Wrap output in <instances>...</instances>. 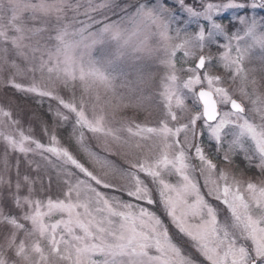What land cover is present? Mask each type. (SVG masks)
Masks as SVG:
<instances>
[{
    "label": "snow or ice",
    "instance_id": "snow-or-ice-1",
    "mask_svg": "<svg viewBox=\"0 0 264 264\" xmlns=\"http://www.w3.org/2000/svg\"><path fill=\"white\" fill-rule=\"evenodd\" d=\"M112 7L113 0H0V90L56 100L74 114L83 151L105 170L94 174L58 146L54 133L47 146L26 135L12 111L0 106V129H12L0 131L8 148L51 153L87 177L73 180L67 172L62 198L41 200L32 195L33 181L25 176L28 195L22 196L19 180L11 191L6 151L0 173V264H197L164 221L143 206L156 203L157 195L206 264H264V57L259 68L248 66L252 50H264V17L238 16L241 27L231 34L216 19L232 9H264V0H141L134 13L122 18L130 29L122 21L107 22L106 14L104 19L91 15ZM81 15L87 19H78ZM192 22L198 26L194 33L187 29ZM96 24L102 26L92 31ZM220 37L227 43L214 65L210 46L220 47ZM109 38L120 44L115 59H97L94 49ZM159 53L166 70L160 93L164 115L149 127L123 113L149 112L143 89L150 78L137 70L135 81L120 85L127 93H118L116 81L125 74H115L114 65L125 56ZM177 53H182L180 66ZM77 82L82 86L79 98ZM61 87L71 92L68 99L60 95ZM55 115L62 121L70 118L59 108ZM84 129L128 167L88 148ZM205 130L223 152V166L206 153L201 139ZM43 131L48 134L46 126ZM228 136L232 139L224 149ZM237 156L253 170L252 176L236 171ZM198 177L207 197L224 205L227 215L221 217V209L206 198ZM5 187L22 215L6 207Z\"/></svg>",
    "mask_w": 264,
    "mask_h": 264
},
{
    "label": "rangeland",
    "instance_id": "rangeland-1",
    "mask_svg": "<svg viewBox=\"0 0 264 264\" xmlns=\"http://www.w3.org/2000/svg\"><path fill=\"white\" fill-rule=\"evenodd\" d=\"M75 2V0H74ZM86 4L87 0H83ZM103 0H94V3H102ZM141 0H113V7L111 9H101L98 12L91 13L96 19H104L106 14L108 17L107 22L112 21H122V26L124 28H131L132 25L127 20H122L123 17L134 13L135 6L140 3ZM210 2H219V0H210ZM126 10V11H125ZM83 11V9H81ZM183 15V14H181ZM243 15H256L257 18L264 17V9L252 10L249 8L246 12L239 9H232L221 16L216 17L217 21L225 24L228 27L229 33L236 32L240 29V24L238 23L237 17ZM80 20H86L87 17L81 15L78 17ZM186 20L187 18L184 17ZM201 24H204L207 27L206 21H201ZM102 25L96 24L93 25L92 31H95L97 28ZM181 27L184 26L182 21ZM189 32L198 31V26L195 22H192L187 25ZM218 43L221 45L218 47L217 44H212L210 46V52L213 56V64L216 65L217 57L224 51L222 47L223 44L227 41L220 37L218 38ZM120 49V44L109 38L105 41L102 46H97L94 49V55L97 59L101 58H112L115 59L116 53ZM160 56L162 53L154 55L152 57H140V56H125L116 61L114 67L116 68L115 74L124 73L125 75L120 76L116 81L117 92L118 93H127L126 88L120 87V85L126 81H135L137 78V70L143 74L148 79V83L144 86L143 94L149 97L145 101L146 105L149 107V112L145 111H136L133 109H128L123 115L135 117L136 122L146 123L149 127L157 126L158 122L164 115V102L163 97L161 96L162 92V80L165 75V68L160 63ZM182 53H177V63L178 66L181 64ZM252 62L249 64V67L259 68L261 64V59L264 57V50L260 49L259 46L252 50ZM214 72L227 76L228 73L224 72L222 68H214ZM39 73H37V78L39 79ZM183 76L184 74L181 73ZM18 82L23 83L25 86L28 85L29 81L27 79L18 78ZM76 96L79 98L82 92V86L77 82V87L75 89ZM60 95L65 99H68L71 96V92L68 89L60 88ZM139 94V93H137ZM188 104L191 105V99L188 100ZM245 104L248 105V102L245 101ZM0 106H4L6 109H10L13 113V117L20 121L17 126L21 131L26 135L32 136L34 139L39 140L41 143L47 145L51 144L50 135L55 134L57 141L59 142L58 146L68 149V151L81 163L85 165L90 171L97 175H103L104 169H101L99 166L95 165L87 156L85 151L81 148L80 143L77 141L79 135V130L74 128L75 116L74 114H69L67 110L63 109L61 105L58 104L56 100H53L49 97H40L34 93L24 94L16 91L15 89H10L5 95L3 90H0ZM250 106V105H248ZM60 109L65 114L69 115L67 121H62L56 117L55 112L57 109ZM222 110H227L221 106ZM48 128V134H45L43 131L44 127ZM114 126H119L118 123ZM0 131L7 132L12 131V129H0ZM15 139H18V135L14 136ZM203 146L206 153L219 163L220 166H223L222 154L223 152L217 151V146L214 140L209 138L208 132L205 130L204 135L201 138ZM232 139L231 136H228L224 140L223 148L226 149L228 146V141ZM147 143H151L150 141ZM84 144L90 148L93 152H96L99 156L104 157L116 164L121 168H127L128 165L124 162V159L118 155H112L104 152L103 148L100 146V142L96 137L84 129ZM25 147H35L30 143H26ZM7 151V160L9 164V171L7 173V178L12 182L11 191H15V184L19 180L21 184L20 194L22 196L28 195L29 185L24 180V177L27 176L33 184L31 187L34 189L32 195L41 200H46L48 198H62V193L64 191L63 180L68 178L66 176L67 172L73 173L71 177L73 180L76 178L87 179L82 173L79 172L74 166L70 164H65L64 161L51 153H43V155L27 152L21 153L18 149L13 150L6 146L5 141L0 137V173H3L4 168V157L5 152ZM47 157V159H45ZM198 163V162H197ZM236 165H239V168L236 169L237 172L243 171L246 177L253 175V170L246 167L245 162L242 157L237 156L235 160ZM18 165V169H17ZM17 171L19 175H17ZM112 179V177H107ZM201 182V191L205 194L206 198L215 206L221 209V217L227 215V212L220 202L207 197V190L203 187V179L198 177ZM172 182L177 181L176 176H172ZM117 182V181H114ZM94 183V182H93ZM99 187V186H98ZM101 191L108 195L116 194L112 189L100 188ZM6 195V207L10 209L13 214L22 213L19 212V209L15 208V205L11 202V197L8 196L9 189L6 187L3 189ZM125 199H130L124 197ZM156 203L152 205L144 204L143 206L153 211L158 215L168 227L170 235L177 242L182 249L191 257H193L197 264H206L198 252L194 249L192 242L183 236L175 225L171 222V219L166 215L162 205L159 202V196L155 197ZM135 203V201H131ZM22 222V221H21Z\"/></svg>",
    "mask_w": 264,
    "mask_h": 264
}]
</instances>
